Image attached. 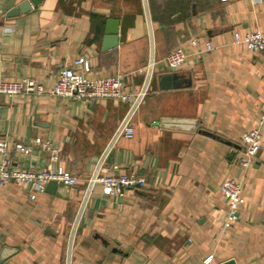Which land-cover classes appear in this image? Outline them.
Masks as SVG:
<instances>
[{
	"label": "crops",
	"instance_id": "1",
	"mask_svg": "<svg viewBox=\"0 0 264 264\" xmlns=\"http://www.w3.org/2000/svg\"><path fill=\"white\" fill-rule=\"evenodd\" d=\"M27 1L0 0V81L31 78L51 90L78 59L90 62L89 77L123 74L135 89L151 67L152 77L134 136L114 143L127 104L0 95L13 168L78 178L54 193L0 186V264H204L210 256V264H264V125L253 166L239 165L243 134L260 127L264 110V56L233 44L235 32L264 33V0H41L9 16ZM109 19L119 21L112 49ZM178 47L188 58L172 71L165 57ZM38 139L53 143L58 161ZM98 171L135 174L146 187L111 198L97 186L86 202ZM232 178L243 181L242 203L226 229L220 188Z\"/></svg>",
	"mask_w": 264,
	"mask_h": 264
},
{
	"label": "built area",
	"instance_id": "2",
	"mask_svg": "<svg viewBox=\"0 0 264 264\" xmlns=\"http://www.w3.org/2000/svg\"><path fill=\"white\" fill-rule=\"evenodd\" d=\"M257 1V0H252ZM259 1V0H258ZM197 45V41L192 42ZM233 44L244 45L254 53L264 56V33L257 29L253 32L241 34L233 33ZM212 46L207 44V51ZM188 54L183 47H178L171 51L166 57L165 62L169 69H179L187 60ZM91 65L88 60L78 59L72 67H65L58 71L55 86L48 90L47 86L39 80L31 78H22L16 82L0 81V95L5 96H43L50 95L61 99L83 100L94 103L98 100H116L118 102L129 105L130 109L120 124L113 143L120 137L132 138L134 136V128L132 126V118L136 110L144 102L152 77V67L148 71L147 79L144 83L135 89L126 81V75L116 74L110 77L91 78ZM264 125V110L260 119V127L254 128L243 134V150L239 159V165L244 170L253 166L255 158L261 150L262 131L261 126ZM36 143L46 152L50 153L51 162L59 160V150L51 142L36 140ZM16 150L29 154L32 148H25L21 145L16 146ZM110 150V149H109ZM0 154L2 162L0 165V186L9 183L19 185H32L38 192L45 191L46 186L51 181L63 182L69 187H75L78 178L63 168L53 170L51 168L37 172L34 170H22L13 168L10 157V149L8 139L6 137L0 139ZM105 161V160H104ZM103 165V164H102ZM115 170H119V166H113ZM99 186L104 195L111 198L124 196L126 190L140 189L146 187V181L135 174L118 173L107 175L98 171L88 181V189L84 195V201L94 187ZM243 181L240 179H229L223 183L220 188L221 194L227 199V216L225 228L230 229L234 222L238 220L240 213V204L242 203L241 192ZM35 196H32L34 198ZM85 203V202H84ZM212 256L204 261V264H210Z\"/></svg>",
	"mask_w": 264,
	"mask_h": 264
},
{
	"label": "water",
	"instance_id": "3",
	"mask_svg": "<svg viewBox=\"0 0 264 264\" xmlns=\"http://www.w3.org/2000/svg\"><path fill=\"white\" fill-rule=\"evenodd\" d=\"M41 0H30L27 2H24L22 5H20L18 8L12 10L10 12L9 16H17L19 13H23L26 11H30L33 7H36L39 5ZM119 44V21L114 19H109L107 21L106 25V37H105V47L106 49H112L117 47ZM169 123H172L171 125ZM164 125L169 124L168 126L174 127V128H183L188 129L191 125L183 120H164ZM66 185L63 182H57V181H51L47 185V191L54 193L57 188L59 187H65ZM141 195H148L145 192H140Z\"/></svg>",
	"mask_w": 264,
	"mask_h": 264
}]
</instances>
